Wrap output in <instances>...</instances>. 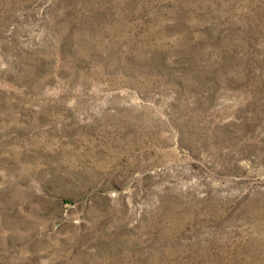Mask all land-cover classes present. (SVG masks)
<instances>
[{
	"label": "rangeland",
	"instance_id": "374dc122",
	"mask_svg": "<svg viewBox=\"0 0 264 264\" xmlns=\"http://www.w3.org/2000/svg\"><path fill=\"white\" fill-rule=\"evenodd\" d=\"M0 264H264V0H0Z\"/></svg>",
	"mask_w": 264,
	"mask_h": 264
}]
</instances>
